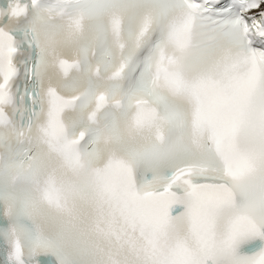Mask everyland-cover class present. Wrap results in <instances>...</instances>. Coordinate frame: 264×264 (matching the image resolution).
Returning a JSON list of instances; mask_svg holds the SVG:
<instances>
[{
	"label": "snow or ice",
	"instance_id": "1",
	"mask_svg": "<svg viewBox=\"0 0 264 264\" xmlns=\"http://www.w3.org/2000/svg\"><path fill=\"white\" fill-rule=\"evenodd\" d=\"M47 254L264 264V0L0 3V264Z\"/></svg>",
	"mask_w": 264,
	"mask_h": 264
}]
</instances>
